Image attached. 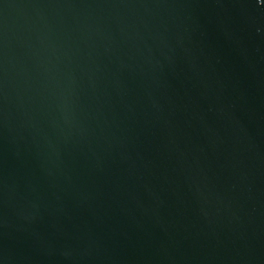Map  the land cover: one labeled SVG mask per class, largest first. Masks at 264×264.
Listing matches in <instances>:
<instances>
[{
	"label": "water",
	"instance_id": "95a60500",
	"mask_svg": "<svg viewBox=\"0 0 264 264\" xmlns=\"http://www.w3.org/2000/svg\"><path fill=\"white\" fill-rule=\"evenodd\" d=\"M0 264H264V0H0Z\"/></svg>",
	"mask_w": 264,
	"mask_h": 264
}]
</instances>
